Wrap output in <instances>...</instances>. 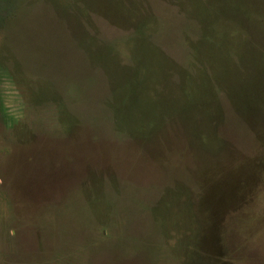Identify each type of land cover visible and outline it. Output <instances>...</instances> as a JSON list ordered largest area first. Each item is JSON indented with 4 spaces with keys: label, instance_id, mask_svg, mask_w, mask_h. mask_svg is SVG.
I'll list each match as a JSON object with an SVG mask.
<instances>
[{
    "label": "rangeland",
    "instance_id": "rangeland-1",
    "mask_svg": "<svg viewBox=\"0 0 264 264\" xmlns=\"http://www.w3.org/2000/svg\"><path fill=\"white\" fill-rule=\"evenodd\" d=\"M0 264H264V0H0Z\"/></svg>",
    "mask_w": 264,
    "mask_h": 264
}]
</instances>
